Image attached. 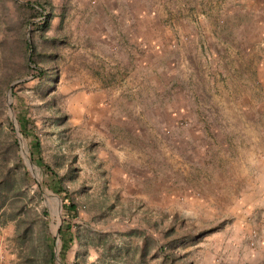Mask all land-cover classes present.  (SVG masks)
<instances>
[{"label":"rangeland","instance_id":"obj_1","mask_svg":"<svg viewBox=\"0 0 264 264\" xmlns=\"http://www.w3.org/2000/svg\"><path fill=\"white\" fill-rule=\"evenodd\" d=\"M21 5L51 13L47 30ZM137 19L157 24L151 53L134 59L125 29ZM21 107L78 206L62 261L61 202L58 215L21 154ZM12 140L1 169L25 205L21 221L0 223L2 264L39 259L43 236L53 264H264V0H0V149ZM21 146L28 156L22 135ZM145 236L170 240L174 259L150 245L139 262Z\"/></svg>","mask_w":264,"mask_h":264},{"label":"trees","instance_id":"obj_2","mask_svg":"<svg viewBox=\"0 0 264 264\" xmlns=\"http://www.w3.org/2000/svg\"><path fill=\"white\" fill-rule=\"evenodd\" d=\"M37 7L41 8L43 11L41 5L36 4ZM22 9L26 13V19L29 17H41V20H39L37 23H32V30L36 28V30H39L40 33L47 30L49 26V21L51 18V13H45L42 15L39 11H37L33 6L30 5H21ZM41 35V34H39ZM29 44L26 41L22 42V49L24 52L29 48ZM30 53L27 60H23V67L25 69V72H36L33 71V68H31L27 62L33 63L35 62V47L32 45L30 47ZM41 74H38V79L40 80ZM6 81H9V78L6 79ZM46 85L49 86V83L42 82L39 86ZM13 96V99L15 97L19 98L14 94V92L11 93ZM15 121L18 126V130L27 140V153L31 161L40 169V171L43 173V186L47 189H50L53 193H55L61 202V215H62V224L59 227L58 231V238L60 240L59 243V249L57 252L58 258L62 261L63 256L65 255L66 250L68 249L69 245L77 238V234L74 233V231L71 229V225L69 224L70 221H72L73 218L76 217L78 206L75 200L73 199L72 193L70 190L67 189V187L64 184V177L57 175L52 168L46 164L41 157L39 156V142L37 138L30 133V126H29V115L27 114V111L24 107L19 108L14 113ZM9 124V122H8ZM10 125V124H9ZM13 146H16L15 140H12L11 143H7L6 146L0 149V223L5 222L7 219L9 220H18L19 216L23 214L24 211V192L19 188V185L14 183V178H12L8 171H3L1 168H4V164L1 162V160H4L6 153H9ZM20 159L19 157L16 158V163H19ZM23 175V181L28 182L29 180H32L29 176H27V173L24 172ZM15 187V189H13ZM23 216V215H22ZM21 216V217H22ZM23 228V227H22ZM17 227L18 233L16 238H25L27 233L29 232L28 226H24V228ZM210 231V230H209ZM208 232V230L201 231L199 234L195 236H186L185 238L189 240H193L203 233ZM29 235V234H28ZM41 253L39 259L34 258L35 255L33 253H30L26 256L25 260L28 264H34V260L36 261V264H53L54 258H53V250L51 244L48 243L47 239L41 237ZM142 242H140L139 251L137 254L138 261L141 262L143 256L147 252L150 245L155 248L153 250V254H156L157 252L160 253L164 259L166 260H173L174 257H172V248H171V242L170 240H165L163 244H160V246H155V241H153L152 238H149L147 236L142 237ZM157 250V251H155ZM32 251H34V248H32ZM155 251V252H154Z\"/></svg>","mask_w":264,"mask_h":264},{"label":"crops","instance_id":"obj_3","mask_svg":"<svg viewBox=\"0 0 264 264\" xmlns=\"http://www.w3.org/2000/svg\"><path fill=\"white\" fill-rule=\"evenodd\" d=\"M196 0H183V3H185L186 6L190 5V3L195 2ZM137 12L144 11L142 7L139 6L138 9H135ZM125 10H123L124 12ZM134 20V19H133ZM133 20H130L127 24L125 33L130 34V38H128V43L132 44L133 52L131 55V52L128 56H131L134 59H138L144 56H147V54L151 53L152 51V44L155 41L153 37V28L156 27V22L153 20H141L137 19L133 22ZM163 26L162 23H158V27ZM165 28V26H163ZM127 34V35H128ZM150 46V47H149ZM253 191L249 190L247 193L246 190L241 194V197H246L249 194H252ZM259 221H262L264 224V215L260 217ZM262 233H264V227L261 230ZM264 246V244H263Z\"/></svg>","mask_w":264,"mask_h":264},{"label":"water","instance_id":"obj_4","mask_svg":"<svg viewBox=\"0 0 264 264\" xmlns=\"http://www.w3.org/2000/svg\"><path fill=\"white\" fill-rule=\"evenodd\" d=\"M28 53H29V50L27 51V58H28ZM16 81L14 82H11L9 85H8V89H7V92H6V99H7V96H8V92H9V89L10 87L15 83ZM7 106L9 108V119L11 121V123L14 125V118H13V115H12V112H11V109L9 107V100L7 99ZM16 129V128H15ZM17 140H18V143H19V147H20V151H21V154L25 156L26 160H27V166H28V169L30 170V166H31V160L29 159V157L27 156V154H25L22 146H21V135L20 133L18 132L17 135ZM37 182L39 183V181L37 180ZM52 197H54L57 202H58V210H57V214L59 215V209H60V200L59 198L56 196V195H51ZM58 230H59V222L58 224L56 225V228H55V231H54V236L56 237L57 234H58ZM57 252L56 248H54V254ZM55 260L58 264H61L60 261L57 259V257H55Z\"/></svg>","mask_w":264,"mask_h":264},{"label":"built area","instance_id":"obj_5","mask_svg":"<svg viewBox=\"0 0 264 264\" xmlns=\"http://www.w3.org/2000/svg\"><path fill=\"white\" fill-rule=\"evenodd\" d=\"M3 254L1 252V245H0V264H2Z\"/></svg>","mask_w":264,"mask_h":264}]
</instances>
